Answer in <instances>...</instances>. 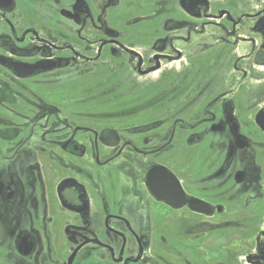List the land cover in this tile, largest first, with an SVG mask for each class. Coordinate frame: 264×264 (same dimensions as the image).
<instances>
[{
    "label": "rangeland",
    "instance_id": "1",
    "mask_svg": "<svg viewBox=\"0 0 264 264\" xmlns=\"http://www.w3.org/2000/svg\"><path fill=\"white\" fill-rule=\"evenodd\" d=\"M107 4V11H111V14L115 12L114 19L117 16L122 19L115 23L118 28L122 29V23L136 16L142 18L139 26L129 25V29L145 31V36L142 35L145 44H131L126 49L141 55L143 64L116 48L115 51H111L110 47L104 48L101 52L97 41L91 48L83 46L82 51L77 50L78 54L93 58L91 62L79 54L73 61L67 59L70 61L65 69L27 81H15L14 87L13 82L6 79V88H16L27 93L19 96L18 103L38 104V110L29 114L34 117L36 115L35 121L28 127L17 128L19 134H41L52 142L62 137L67 141L72 140L74 144H86L89 150L95 151L96 139L91 133L98 136L100 131H108L103 129H111V133L107 134L110 137L119 136V150L126 140H130L134 148L148 152L144 157H151L148 159L152 161L161 153H173L191 171L193 179L190 184L200 188L205 199L210 196L216 200L221 199L222 202L214 200V205L222 206L223 212L221 219L212 218L208 222L206 230L202 231L206 232L204 239L189 242L188 245L182 235L179 241L175 239L172 243V237L166 229L164 236L169 240L167 246L159 239L161 232L154 228L153 243L158 251L156 260L162 264H187V258L197 261L206 255L198 249L205 247V244L209 247L210 264L218 261L219 264L264 263L259 260L264 252V219L260 223L261 218L255 216L261 212L260 205L253 207L257 203L255 200L264 191V174L260 175L264 171L261 170L260 161L258 163L257 159H251L245 152L238 153L236 163H232L228 172H224L221 165L227 158V151L221 145L225 143L221 140L222 134L211 132V124L209 130L205 131L206 139L203 142L188 145L190 132L185 129L205 115L204 108L210 110V103L228 104L234 101L239 121L243 124V120H248L251 130L257 133L256 143L259 147L264 146V134L255 126L259 112H264V40L250 31L254 16L264 11V0H111ZM218 11L226 13L227 18L217 23L207 19ZM111 22L108 19V25ZM121 29L117 35L119 41L125 38ZM82 36L91 40L103 37L95 29L85 31ZM160 52L167 57H162L158 70L141 76L136 68L142 71L149 68L154 64L151 56ZM66 55L69 58L71 54L67 52ZM97 55L96 61L94 58ZM107 58L110 63L104 62ZM12 100L13 95L9 91L1 96V112L10 114L6 110L8 106L3 102L9 103ZM72 109L80 112L82 117L98 120L96 124H91V133L75 131L76 124L68 120V116L75 113L70 112ZM168 133L170 136L164 138ZM154 137H161L159 144H138L142 138L154 140ZM154 145L159 147L158 154H150ZM57 148L55 146L53 149ZM96 150L102 156L116 155L111 147L101 145L98 138ZM124 150L129 149L125 146ZM17 154H26L28 162L38 161L36 154H31L29 150H18ZM48 156L54 157L50 153ZM211 159L214 160L210 164L208 161ZM53 160L58 163L57 158ZM158 160L175 168L169 156L165 158L163 155ZM134 162L131 157L130 163ZM151 163L147 161V165ZM261 163L264 165V161ZM113 164L121 171L114 170L110 179L115 180L116 187L128 203L127 190L132 184L130 175L134 170L122 168L125 164L118 158L114 159ZM133 165L130 167H135ZM15 166L20 171L23 164L17 163ZM1 167L8 170L11 163ZM236 168L248 174L246 180L238 185L236 181L228 179L234 175ZM42 171L53 186L48 196L58 209L63 210L64 207L57 200L56 189L60 178L71 175L67 173L65 176L63 170L45 160L41 165L36 163L32 178L42 188ZM177 173L184 177L185 167H179ZM36 192V199L26 203L21 210L12 201L7 218L0 205V264H8L6 257L10 260L8 253L13 250L10 238H15L17 233L21 236L22 232L30 234L33 251L28 256L22 254L23 263L17 264H42L43 257H47L46 264L66 263L74 244L64 228L73 225L74 221L69 218L64 222V217L60 216L55 218L54 223L51 222L49 229L44 220L49 215V209L45 202L42 203V198V204H39L38 188ZM114 205L112 208H115ZM262 209L264 214V207ZM18 210V219L14 220L13 225L18 228L10 233V219ZM110 211L114 212L113 209ZM33 220L40 223L36 229H32ZM193 234L196 236L195 232ZM146 249L147 244L144 245ZM84 255L85 250L80 252L74 264H84Z\"/></svg>",
    "mask_w": 264,
    "mask_h": 264
},
{
    "label": "flooded vegetation",
    "instance_id": "2",
    "mask_svg": "<svg viewBox=\"0 0 264 264\" xmlns=\"http://www.w3.org/2000/svg\"><path fill=\"white\" fill-rule=\"evenodd\" d=\"M104 1L0 0V100L1 96L7 91L13 95L12 101L9 103L3 102L8 106L6 110L11 115L1 112L0 108V153H3L0 155V205L3 207L4 217L7 218L12 201L21 210L23 206H26V203H31L36 199L38 188L40 194L38 197L39 204L43 200L42 203L45 202L49 209V215L44 217L49 229L52 226L51 222L54 223L55 218L64 217V222L72 218L74 224L64 228V232L74 244L65 264H68L72 255L74 257L71 264H74L80 252L84 250L85 255L82 258L84 264H86L85 262L92 264H162L156 260L158 251L153 243V235L156 229L161 232L159 234L160 241L167 244V246L169 240L164 236L166 229L169 230L172 243L176 240L179 241L181 239L180 235L185 239L186 245L189 242L202 240L206 235V232L202 231L206 230L208 222L212 218H222L223 207L214 205L215 201L222 202V200H216V198L211 196L205 199L200 192V188L193 187L190 184L193 178L188 166L182 165L173 153H170V155L161 153L158 156V158L163 155H165V158L169 156L175 167L170 168L159 162L158 158L152 161L148 159L151 157H144L148 152L142 151L140 148H134L130 140H126L119 150V136H108L107 133H111V129H103L108 131L103 133L100 131L98 136L93 135L90 132L92 129L91 124L93 122L96 124L98 120L82 117L80 112H75L74 109L70 110V112L74 111L75 113L69 115L68 120L76 124L77 128L75 131H88L91 133L96 139L94 143L95 151L89 150L86 144H74L72 140L67 141L62 137V139H56L55 142H52L47 141L45 136L41 134H19L20 130L17 128L28 127L35 121L36 115L34 117L29 114L38 110L36 109L38 104L18 103L19 96L23 93L27 95V93L16 88H6V79L11 80L14 87L15 81H27L65 69L68 66L67 62L70 61L67 59L73 61L81 55V53H79L80 55L78 54L77 50L82 51L83 46L91 48L97 41L101 52L104 51V48L110 47L111 51H115L114 48H116L127 52L129 56L138 59V63L143 64L144 60L141 55L126 49V46L131 44H145L143 38L145 31L139 28L129 29V25L139 26L142 18L136 16L122 23V29L118 28L115 23L122 19L118 18V16L114 19L113 15L115 12L111 14V11H107L109 10L107 3L111 2V0H106L105 4ZM113 2L117 3L118 1ZM97 10L100 11L97 12ZM254 17L250 31L253 35L258 36L259 39L263 38L264 40V11L259 12ZM226 18L227 14L219 11L207 17L214 23ZM108 19L112 21L111 25H108ZM91 29L99 31L103 37H100V39L96 37L95 40H91L82 36L85 31H90ZM120 29L123 30L125 36L124 40L121 41L117 39ZM258 45L261 44L258 42ZM161 46L166 48L165 45ZM67 52L71 54L69 58H67ZM81 56L90 59V62L93 59L86 54ZM162 57H167V55L161 52L153 54L151 61L154 64L144 71L136 68L137 72L141 76L153 74L158 70ZM94 59L97 61L98 55ZM105 60V63H110L108 58ZM38 64H43L45 67L31 73L29 68L27 69V66L33 67ZM210 105H212L210 110L209 108L203 109V113H205L203 117L195 120L194 124L185 128L190 132V139L187 141L188 145L203 142L206 139L205 131L209 130L208 127L212 124L211 132L222 134L221 140L225 142L221 144L227 151V158L221 165L224 172H228L231 164L236 163V155L242 152L247 153V156L251 159L259 160L261 170L264 171V165L261 163L264 161V146L259 147L256 143L257 133L251 130L249 127L251 124L248 123V120H243V124L239 121L234 101L228 104L210 103ZM255 126L259 128L257 120ZM259 130L264 134V131L260 128ZM138 135L140 136V134ZM169 136L168 133L166 137L164 135V138L167 139ZM97 138L101 145L111 147L112 152L114 151L116 155L106 157L99 152L97 153ZM159 140L161 141V137H154V140L142 138L138 140V144L153 142H158L157 144H159ZM55 146L58 147L57 150L53 149ZM125 146L129 149L128 151L124 150ZM18 150H29L31 154L35 153L38 161L35 163L26 161V154L20 156L17 154ZM159 152V147L154 145L150 154H158ZM49 153L57 158V164L53 160L54 157L48 156ZM131 157L135 160L134 163H130ZM116 158L125 164L122 168L129 167L134 170V173L130 175L132 184L130 189L127 190V196L130 200L128 203L125 202L124 195H121V192L116 187L115 180L112 181L110 179L113 171L117 170L113 164ZM44 160L63 170L66 173L64 174L65 176L67 173L71 175L66 176V178H60L56 189V197L59 204L64 207L63 210L58 209L56 203L48 196L49 189H53V186L49 180L47 181L44 172L42 171L41 177L43 179V188L32 178L34 165L36 163L41 165ZM213 160H209L208 163L211 164ZM147 161L152 163L147 165ZM9 163H11V167L8 170H4L1 167V165H9ZM17 163L23 164L20 171L17 166L14 167ZM131 165L135 167L131 168ZM157 166L166 168L179 181L184 196L188 201L195 199L208 204L211 214L194 212L188 205L174 208L163 201L155 199L147 188L146 175L151 168ZM182 166L185 167L184 177L177 173V169ZM236 166L238 167V165ZM117 171H121V169ZM262 174L264 173H260V175ZM247 175L245 171H240L236 168L234 175L228 179L236 181L237 183L235 184L238 185L246 180ZM41 191L44 192L41 193ZM120 191L124 190L121 189ZM14 197L15 199H13ZM255 201L257 203L253 207H257V204H259L261 208V212L255 216L256 218H261L260 223H262L264 219V214H262L264 191L261 192L260 198ZM146 203L148 204L147 208ZM112 204H115V208H112ZM111 209L114 210L113 213L110 211ZM18 213L19 210L14 212L13 218L10 219L12 224L10 233L18 228V226H13L15 224L14 220L18 219ZM39 224L36 220H33L32 229H36ZM41 227L43 228V225ZM154 228L156 229L154 230ZM193 232H195L196 236ZM10 240L13 250L8 253L10 260L6 257L7 263H23L24 256L22 254L28 256L31 253L30 251H33L31 250L32 238L30 234L22 232L21 236L20 233L18 236L17 233L15 238L11 237ZM23 243L24 245H22ZM145 244H147L146 250H144ZM204 246L198 249L202 250V253L206 255L197 261L187 258L186 263L210 264L209 247L205 244ZM156 247L158 248V246ZM172 248L176 249L177 247L174 248L173 246ZM150 256L152 257L151 261ZM46 259L47 257L42 258V264H46ZM259 260L264 262V252L259 256ZM219 263L218 261L216 264Z\"/></svg>",
    "mask_w": 264,
    "mask_h": 264
},
{
    "label": "water",
    "instance_id": "3",
    "mask_svg": "<svg viewBox=\"0 0 264 264\" xmlns=\"http://www.w3.org/2000/svg\"><path fill=\"white\" fill-rule=\"evenodd\" d=\"M42 67L45 66L43 64H38L33 67L27 66V69L29 68L31 73ZM257 124L259 128L264 131V112L259 114ZM146 185L155 199L163 201L171 207L180 208L184 205H188L194 212L211 214L208 204L195 199L188 201L184 196L179 181L164 167L157 166L151 168L146 175ZM73 257L74 255L71 256L68 264H71Z\"/></svg>",
    "mask_w": 264,
    "mask_h": 264
}]
</instances>
